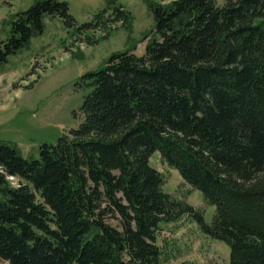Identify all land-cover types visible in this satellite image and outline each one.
Segmentation results:
<instances>
[{
	"label": "trees",
	"instance_id": "trees-1",
	"mask_svg": "<svg viewBox=\"0 0 264 264\" xmlns=\"http://www.w3.org/2000/svg\"><path fill=\"white\" fill-rule=\"evenodd\" d=\"M144 1L161 39L82 77L91 90L77 128L38 158L0 142L10 264H163L160 223L184 215L230 246V264H264V0ZM115 8L131 30L132 12ZM47 14L72 19L59 0L17 12L0 63L44 31ZM156 151L215 206L210 223L163 190Z\"/></svg>",
	"mask_w": 264,
	"mask_h": 264
},
{
	"label": "rangeland",
	"instance_id": "rangeland-1",
	"mask_svg": "<svg viewBox=\"0 0 264 264\" xmlns=\"http://www.w3.org/2000/svg\"><path fill=\"white\" fill-rule=\"evenodd\" d=\"M36 1L0 0V40L8 36L14 14ZM59 1L68 3L72 19L45 15L44 31L0 63V142L15 145L25 157L38 158L44 143H56L79 126L81 106L91 90L82 80L85 74L100 70L113 53L134 49L142 55L150 39H161L144 0H113L111 6L108 0ZM120 4L132 12L131 30L113 20ZM150 161L164 174L163 190L202 209L210 223L216 208L202 191L162 161L159 151ZM157 238L163 264H230V246L204 233L190 215L162 221ZM0 264L10 263L0 258Z\"/></svg>",
	"mask_w": 264,
	"mask_h": 264
},
{
	"label": "built area",
	"instance_id": "built-area-1",
	"mask_svg": "<svg viewBox=\"0 0 264 264\" xmlns=\"http://www.w3.org/2000/svg\"><path fill=\"white\" fill-rule=\"evenodd\" d=\"M8 178H9V180H11L13 182V184H17V179L15 176L10 175V176H8Z\"/></svg>",
	"mask_w": 264,
	"mask_h": 264
}]
</instances>
